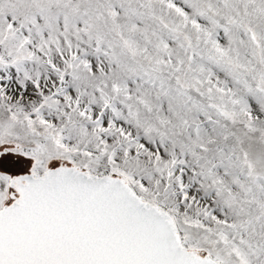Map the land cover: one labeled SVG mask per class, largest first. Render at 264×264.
<instances>
[{"label":"snow or ice","instance_id":"1","mask_svg":"<svg viewBox=\"0 0 264 264\" xmlns=\"http://www.w3.org/2000/svg\"><path fill=\"white\" fill-rule=\"evenodd\" d=\"M0 264H264V0H0Z\"/></svg>","mask_w":264,"mask_h":264}]
</instances>
